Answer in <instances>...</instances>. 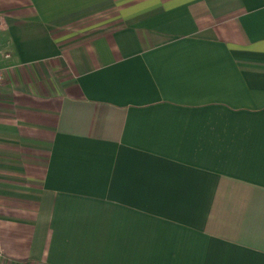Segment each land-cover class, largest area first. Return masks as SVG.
Returning <instances> with one entry per match:
<instances>
[{"label":"crops","instance_id":"0c3cea01","mask_svg":"<svg viewBox=\"0 0 264 264\" xmlns=\"http://www.w3.org/2000/svg\"><path fill=\"white\" fill-rule=\"evenodd\" d=\"M0 264H264V0H0Z\"/></svg>","mask_w":264,"mask_h":264},{"label":"built area","instance_id":"2783aa9c","mask_svg":"<svg viewBox=\"0 0 264 264\" xmlns=\"http://www.w3.org/2000/svg\"><path fill=\"white\" fill-rule=\"evenodd\" d=\"M0 78H1V74H0Z\"/></svg>","mask_w":264,"mask_h":264}]
</instances>
